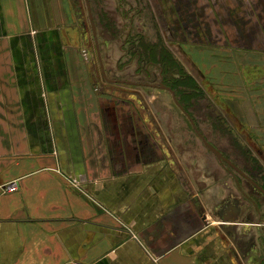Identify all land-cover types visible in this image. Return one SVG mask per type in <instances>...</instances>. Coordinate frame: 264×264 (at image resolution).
Returning a JSON list of instances; mask_svg holds the SVG:
<instances>
[{
    "label": "crops",
    "instance_id": "crops-1",
    "mask_svg": "<svg viewBox=\"0 0 264 264\" xmlns=\"http://www.w3.org/2000/svg\"><path fill=\"white\" fill-rule=\"evenodd\" d=\"M67 1L56 12L64 22L53 25L40 0H0V264H264V194L249 183L259 178L250 165L264 166V0H200L176 12L157 2L156 18L200 14L176 43L206 56L197 66L218 80L202 123L200 107L187 103L203 97L197 82L174 94L151 76L139 82L132 65L120 70V39L107 41L115 58L102 51L98 77L82 55L87 24L72 31L78 19ZM137 2L134 14L155 8ZM169 92L251 180L205 145Z\"/></svg>",
    "mask_w": 264,
    "mask_h": 264
},
{
    "label": "rangeland",
    "instance_id": "rangeland-1",
    "mask_svg": "<svg viewBox=\"0 0 264 264\" xmlns=\"http://www.w3.org/2000/svg\"><path fill=\"white\" fill-rule=\"evenodd\" d=\"M64 1H67V0H64ZM153 1L155 2L154 3L155 8L153 7L154 8L153 11H151L147 15H145V13H142L140 15V13H137V14L133 13L135 10L134 8L136 6H140V3L137 2V0L136 2L135 0H89L92 14L94 18L98 21L97 23H95V26L97 27V24H98V29L102 33L101 38H103V40L101 41L97 36L98 35L97 32H96V36H95V33H93V26L91 25V20L89 18V10H88L87 1L86 0H68L67 5L70 6V4L72 3L71 7H73L72 9L74 13L82 14L81 15L82 17L75 14L76 20L78 19V21L76 22L78 28H74L72 31H74L75 34L81 33L82 32L81 22H85L87 24V29L89 33L88 35L89 45L86 43V41H83V43H86L85 44L86 47L82 50V53H83L82 55L87 60V62L91 61V63H94V65L96 66V74L98 75V77H101L103 74L101 70V66L104 61L102 60V64H101L98 51H100L101 59H103L102 51L106 52L107 41L111 42V40L113 41L115 39L117 41L118 39H120L121 45H122L121 46L122 51L120 54L122 57H120V60H119L120 70L126 69V71H128L127 70L128 65H132V72L134 71V68H136L137 72H139L135 74V76L136 75L140 76L138 78L140 80L139 82H146L148 80L146 79L144 72L149 71L148 74H151L152 81L156 79L155 85L156 86L160 85L159 83L161 82V77H162V72L160 71L161 68L160 67L158 68L149 67L147 64L151 62V63H155L158 65L160 64L159 62L161 61L162 62L160 66H163L164 74H165L164 78L167 80V83H166L167 85H171L174 88H177L178 85L182 82H185V80L189 81L194 78L193 80L196 81L198 84V88H196V91L197 92L200 91L199 92L200 95H203L204 98L202 97V99H197V100L195 99L192 101H188L187 103L191 104L189 105L191 106L190 109L193 108L194 110H196L200 107L199 112L201 114L198 116L200 118V122L201 123L203 121L207 122L208 121V116L206 115L207 109L203 110V107L205 106V102L203 100L205 99V97L213 98V100L215 99L214 94H213L214 92H216L214 88V81L217 82L218 80L217 78H214V73L211 72V69L209 67L203 66V67L198 68L197 66L198 64H200L201 59H207L206 56L203 57L204 55H202L203 58H200L201 53H199V51H196V50H191V48H189L188 46H183L182 47V49L184 50L183 51L177 48V43H176L178 39L180 41H184V39L186 38L180 34L181 32L180 28L185 27L186 25H188L186 27H191L190 25L194 21V19H195L194 23H197V21H200V19L195 18V16L197 15L199 16L200 14L199 12L197 13H192V12L187 13L186 12L187 14L180 12V14L177 15L178 18L176 19V18H173L174 14L173 12H171L172 18H168L165 20L156 18L155 17L156 15L158 16L161 14L160 10L158 9L160 4H157V2H160V1L159 0H153ZM170 1L174 6L173 10L176 12L178 9L180 10L182 6H186V8L189 7V2H192L190 6H193L194 4H197V2L200 0H170ZM41 2L43 3V6H44L43 10H46V12L47 11L51 12V15L53 18V21H52L53 25L54 24L59 25L64 22V18L61 15H60L61 17L59 16L58 19L56 18V12H61L60 0H40V3ZM197 9H198L197 11H199L198 6H197ZM150 15H153L152 18L154 17L152 20L151 18H149ZM79 17L83 18V21L80 20ZM2 21L6 22L7 20H0V25ZM145 24L148 27H146ZM161 26L163 27L161 29H163L164 31L163 33L166 36V42H165L166 45L164 46L158 42V38H159V36H157L158 33L155 35L156 28H160ZM0 28L2 29V27ZM16 30L17 28L11 27L9 31L15 32ZM152 41L156 42V44L154 45L150 44V42ZM162 42L164 43L163 39H162ZM103 45L105 46L104 48H103ZM113 47H116V46H113ZM41 48L43 49V45H41ZM165 49H167V52L169 50L172 53V55L175 57V59L177 58L179 60L180 66L182 67L177 68L174 65H172L173 64L172 60L170 61L166 57V55L169 53H167ZM107 52L111 56L110 59L114 60L115 51L113 52L112 50L111 51L109 50ZM84 53H87L88 56L86 57V54ZM41 54L44 55L46 53L42 51ZM51 56L52 55H50L49 57ZM193 58L196 61L195 63H193ZM182 68H184L185 73H186V75L184 76H182L181 73L178 74V71L182 70ZM222 69L225 71L223 67ZM222 69L220 70L222 71ZM126 76L128 75H125L124 77ZM103 89L104 90L107 89L106 85L104 84H103ZM112 90L113 89H111L110 91ZM144 90L146 93H150L152 89L147 88ZM130 91L127 90V92H130ZM132 94H135L137 96V105L138 106L143 105L145 96L139 92L132 93ZM168 94L170 95L171 106L178 108L177 104L175 103L172 97V94L170 92ZM177 99L179 101V97ZM214 103H215L214 104L215 106H218L221 104V102H217V101L216 102L214 101ZM180 112L183 114L185 123H188L191 126V122L188 119V117L181 110ZM190 117L191 119H193L192 116ZM229 119L232 123H234L230 117ZM190 130H191L190 131L191 136L193 138H198L193 128ZM205 132H207L208 135L211 136V138H217L213 136L215 132L214 133L209 132V131H205ZM224 132H220V133L224 135L225 134ZM218 133L219 132H217V134ZM238 138L240 137L238 136ZM224 148L228 149L227 147H224ZM228 153H229L227 154L228 157L232 156L231 152H228Z\"/></svg>",
    "mask_w": 264,
    "mask_h": 264
},
{
    "label": "water",
    "instance_id": "water-1",
    "mask_svg": "<svg viewBox=\"0 0 264 264\" xmlns=\"http://www.w3.org/2000/svg\"><path fill=\"white\" fill-rule=\"evenodd\" d=\"M89 12H90V9H89ZM99 53H98V55H99V58H100V60H101V64H102V59H101V55H100V51H98ZM102 67H103V64H102ZM103 70H104V68H103ZM161 88H163V89H166V90H169L170 92H172L173 94H174V91L171 89V88H169V87H167V86H165V85H163V84H161V86H160ZM175 103L177 104V106L186 114V116L190 119V121L192 122V125L194 126V130L196 131V133L198 134V136L200 137V138H202V140L204 141V143H205V145L212 151V152H214L216 155H217V157L218 158H220L221 160H223L224 162H226L233 170H235L237 173H239L240 175H242V177H244V178H248V176L240 169V168H238L234 163H232L230 160H228L227 158H225L220 152H218L215 148H213L207 141H206V139L198 132V130H197V128H196V126H195V124H194V122H193V120L191 119V117L189 116V114L184 110V108H183V106L180 104V102L178 101V99L175 97ZM249 179V178H248ZM256 188L257 189H259L260 191H261V193L262 194H264V188L263 187H261V186H258L257 184H256Z\"/></svg>",
    "mask_w": 264,
    "mask_h": 264
},
{
    "label": "flooded vegetation",
    "instance_id": "flooded-vegetation-1",
    "mask_svg": "<svg viewBox=\"0 0 264 264\" xmlns=\"http://www.w3.org/2000/svg\"><path fill=\"white\" fill-rule=\"evenodd\" d=\"M87 1V3L89 4V0H86ZM89 6H90V4H89ZM90 9V11H91V8H89ZM92 12V11H91ZM184 51V50H183ZM175 58V57H174ZM177 60V62L176 63H178V64H176V67L177 68H179V67H182V66H180V63H179V60L178 59H176ZM149 64H152V65H155V63H149ZM161 68V67H160ZM149 70V69H148ZM161 71L163 70V73H162V77L163 78H161V82L159 83L160 84V86H161V84H165V86H167V87H169V88H171L173 91H174V88H173V86H171V85H167L166 83H167V80L164 78L165 77V74H164V69H160ZM182 71L183 72H185V70H184V68H182ZM179 72V71H178ZM137 73H139V72H137ZM149 73V71H145L144 72V74H145V77L146 78H149L150 76H151V74H148ZM167 73V72H166ZM185 75H186V73H184ZM179 76V75H178ZM155 88H156V85L154 86ZM223 123H224V127L226 128L227 127V124L225 123V121H223ZM227 130H228V128H226ZM260 153V152H259ZM248 159L249 160H252V162L254 161L253 159H251V157L249 156L248 157ZM248 160V161H249ZM251 162V163H252ZM252 164H254V162L252 163ZM237 166V165H236ZM250 166H252L254 169V171H256L257 172V174H258V179H255V181H251V182H249L251 185H254L255 186V188H256V184L258 185V186H263L264 187V166L262 167V166H259V165H255V166H253V165H250ZM238 167V166H237ZM239 168V167H238ZM242 170V169H241ZM235 171V170H234ZM243 172H244V170H242ZM236 172V171H235ZM245 173V172H244ZM249 180H251V178L249 177ZM260 184H259V183Z\"/></svg>",
    "mask_w": 264,
    "mask_h": 264
},
{
    "label": "trees",
    "instance_id": "trees-1",
    "mask_svg": "<svg viewBox=\"0 0 264 264\" xmlns=\"http://www.w3.org/2000/svg\"><path fill=\"white\" fill-rule=\"evenodd\" d=\"M166 50V52H167V49H165ZM167 53H169V54H167L166 55V57L171 61L172 60V62H173V64L172 65H174L175 67H176V64H178V63H176L177 62V60L174 58V56L172 55V53L168 50V52ZM159 62V61H158ZM162 62V61H161ZM161 62H159L160 64H161ZM163 67V66H162ZM181 73V75L182 76H184L185 74V72H183L182 70H180L179 72H178V74H180ZM185 78V77H184ZM189 81H191L190 83L187 81V80H185V82H184V84L185 85H188V84H191L192 82H194V80L193 79H191V80H189ZM196 82H194V84H195ZM174 88V87H173ZM194 88H198V86L195 84V87ZM200 92V91H199Z\"/></svg>",
    "mask_w": 264,
    "mask_h": 264
},
{
    "label": "built area",
    "instance_id": "built-area-1",
    "mask_svg": "<svg viewBox=\"0 0 264 264\" xmlns=\"http://www.w3.org/2000/svg\"><path fill=\"white\" fill-rule=\"evenodd\" d=\"M84 54H86V57L88 56L87 53H84ZM9 187H10V188H9ZM9 187H8V188H9L10 191H14V190H16L17 185H16V184H11Z\"/></svg>",
    "mask_w": 264,
    "mask_h": 264
}]
</instances>
